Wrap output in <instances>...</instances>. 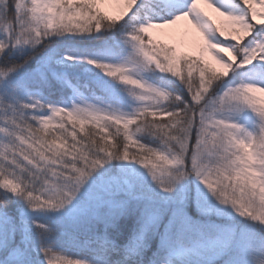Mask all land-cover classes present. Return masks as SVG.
<instances>
[{"label": "snow or ice", "instance_id": "1", "mask_svg": "<svg viewBox=\"0 0 264 264\" xmlns=\"http://www.w3.org/2000/svg\"><path fill=\"white\" fill-rule=\"evenodd\" d=\"M0 264H264V0H0Z\"/></svg>", "mask_w": 264, "mask_h": 264}]
</instances>
